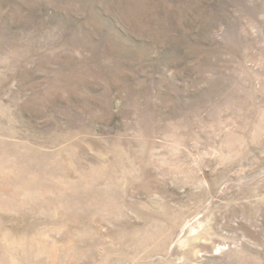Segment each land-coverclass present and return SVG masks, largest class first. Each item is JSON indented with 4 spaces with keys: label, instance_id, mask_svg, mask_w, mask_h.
<instances>
[{
    "label": "rangeland",
    "instance_id": "rangeland-1",
    "mask_svg": "<svg viewBox=\"0 0 264 264\" xmlns=\"http://www.w3.org/2000/svg\"><path fill=\"white\" fill-rule=\"evenodd\" d=\"M0 264H264V0H0Z\"/></svg>",
    "mask_w": 264,
    "mask_h": 264
}]
</instances>
